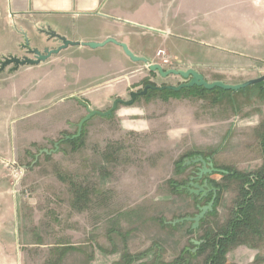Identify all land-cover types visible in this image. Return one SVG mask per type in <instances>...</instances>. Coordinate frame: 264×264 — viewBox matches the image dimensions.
Returning <instances> with one entry per match:
<instances>
[{"label": "rangeland", "instance_id": "374dc122", "mask_svg": "<svg viewBox=\"0 0 264 264\" xmlns=\"http://www.w3.org/2000/svg\"><path fill=\"white\" fill-rule=\"evenodd\" d=\"M240 2L242 41L235 51H228L237 62L205 69L209 79L218 74L225 83L238 84L264 75V0H227L229 15L236 12L230 7ZM0 20V59L26 55L20 47L22 33L17 37L12 32L20 28ZM29 29L31 47L43 51L61 43ZM228 29L235 32L234 25ZM158 50L164 53L158 55ZM150 61L164 69H179L163 48ZM132 66L136 74L131 89L100 109L77 95L79 99L62 105L50 104L42 114L30 107L31 115L0 121V195L13 196L17 202L21 264H170L180 256L184 264H206L207 252L194 257L185 252L195 248L190 239H198L202 229L189 233V221L173 228L167 223L194 215L196 204L206 199L198 202L185 190L190 171L199 164L183 166L184 161L198 152L210 157L218 169L253 172L262 165L264 82L237 91L214 88L204 94L149 89L129 107L118 104L108 117H90L74 138L76 143L65 140L76 134L86 104L105 111L115 98L128 100L130 91H140L147 84L186 81L179 75L163 77L145 63ZM25 110L20 108L18 113ZM141 121H146V127L133 129ZM56 142V151L39 154L54 149ZM209 177L223 185V191L217 213L206 219V225H222L234 206L239 183L223 179L219 172ZM251 245L231 248L227 262L264 264V230ZM245 247L256 255L248 263L240 261Z\"/></svg>", "mask_w": 264, "mask_h": 264}, {"label": "crops", "instance_id": "0c3cea01", "mask_svg": "<svg viewBox=\"0 0 264 264\" xmlns=\"http://www.w3.org/2000/svg\"><path fill=\"white\" fill-rule=\"evenodd\" d=\"M243 7L241 2L234 4L230 9L236 12L229 15L227 0H0V19L20 28L12 31L17 37L22 31L30 34L29 28L42 34V28H49L79 42L112 37L125 43L134 55L149 60L163 48L177 62L176 68L191 67L207 81L225 82L218 74L209 79L205 69L237 62L228 51H235L242 41L238 28L244 22ZM229 25L235 26L236 33ZM136 63L143 62L131 60L110 42L96 48L69 45L35 66L4 70L0 73V121H11L17 114L31 115L30 107L42 114L50 104L62 105L71 98L79 99L77 95L100 109L131 89L136 74L132 65ZM20 108L26 110L18 113ZM63 122H67L66 116ZM143 123L133 129L145 128L146 121ZM252 251L242 249L240 261L250 262L256 256ZM0 264H21L13 196L0 195Z\"/></svg>", "mask_w": 264, "mask_h": 264}, {"label": "water", "instance_id": "95a60500", "mask_svg": "<svg viewBox=\"0 0 264 264\" xmlns=\"http://www.w3.org/2000/svg\"><path fill=\"white\" fill-rule=\"evenodd\" d=\"M41 31L45 34H47L50 37L57 38L61 43L56 48H44L43 51L39 50L36 47H31L29 45V39L27 37V34L25 32H21L23 36V43L20 44L21 48H24L26 50V55H23L21 57L13 54H8L5 56H2L0 59V73L4 70L8 69L9 72L16 71L20 66L25 65H37L42 61L47 60L51 55L57 54L60 50L66 48L69 45H84L91 48L101 47L104 46L107 43H114L122 48L124 53L133 61H140L145 63L149 70L158 72L159 75L166 77L171 74L173 75H179L182 78H184L186 81L183 83H180L178 85H161V86H152L150 84H147L144 86V88L140 91H130L129 92V99L124 100L121 98H115L112 102V105L110 108H108L105 111H101L98 109H91L89 106H86L87 113L85 116H83L78 124H77V132L73 136H66L65 140L69 138H75L80 135V131L82 128V125L85 121H87L90 117L93 115H100L104 117H108L112 114V112L116 109L118 104L123 105H131L134 100L137 98V96H143L147 93L149 89H156L159 91L162 90H172V91H179L182 88H190L193 86L197 87H203L206 90H212L214 88H219L222 90H231V91H237L240 89H244L245 87L249 85H253L259 82H264V75L259 76L257 78H252L249 80H246L242 83L238 84H230L225 83L220 80L216 81H207L204 76L199 73L194 68H187L185 70L182 69H164L162 65L158 63H152L148 58L142 57V56H136L134 55L127 47V45L123 42L117 41L115 38L108 37L103 41L100 42H79V41H73L65 38L64 36H61L57 34L55 31L49 29V28H42ZM58 148V142L54 144V149L47 150L43 149L39 152L49 154L51 152L56 151ZM37 157V156H36ZM191 164H199L197 168L192 172V175L189 176V182L187 186H184L185 190L191 194L197 197L198 202H201L203 198H206L208 194H211V197L208 201H206L203 204H196L197 212L194 213L192 216H186L182 218H175L168 223L171 225H175L177 223H183L186 221L191 222L190 229L196 230L199 228L201 220L208 214L213 211L217 189L214 187H211L209 185V180L207 178L208 175L215 173V172H221L226 173L223 169H218L214 167V164L210 157H203L201 154L194 155L187 160L184 161L183 166L191 165ZM190 242L195 245L194 249H191L192 252H195L201 242L203 240H196L194 238L190 239Z\"/></svg>", "mask_w": 264, "mask_h": 264}, {"label": "trees", "instance_id": "16d2710c", "mask_svg": "<svg viewBox=\"0 0 264 264\" xmlns=\"http://www.w3.org/2000/svg\"><path fill=\"white\" fill-rule=\"evenodd\" d=\"M183 91L204 94L205 92L212 93L216 90L207 91L203 87L193 86L179 91L165 89L160 92L178 94ZM218 92L221 91L218 90ZM68 141L76 143L77 139L72 138L68 139ZM261 143L264 151V133L261 137ZM195 154L198 155L200 153L197 152ZM223 169L226 173L219 172L223 179L235 180L239 183L238 196L230 210L229 217L222 225H206V219L209 216L216 215V206L223 191V185L216 183L213 179H208L209 185L217 189L214 209L200 222L198 229H202L203 232L198 240H203V242L199 245L196 253L185 250L187 254L193 257L207 252L206 264H230L226 260L227 252L238 245H251L252 240L261 234V230H264V157L262 165L253 172L236 171L230 168ZM210 197L211 194H208L202 202L205 203ZM196 198L194 197L195 200ZM168 226L177 227V225L172 226L170 224ZM188 231L189 233L193 232L191 229ZM184 260L180 256L170 264H184Z\"/></svg>", "mask_w": 264, "mask_h": 264}, {"label": "flooded vegetation", "instance_id": "af4514ba", "mask_svg": "<svg viewBox=\"0 0 264 264\" xmlns=\"http://www.w3.org/2000/svg\"><path fill=\"white\" fill-rule=\"evenodd\" d=\"M45 34V33H44ZM46 35V37H47V41H50V40H52V39H55V40H58L57 38H53V37H50V36H48L47 34H45ZM23 50H24V53L26 54V50L23 48ZM85 106H88L87 104L85 105ZM197 168V166L195 167V169ZM194 169V170H195ZM194 170H191L190 171V175H192V172L194 171ZM190 175H188V181L186 182V184H188V182H189V176Z\"/></svg>", "mask_w": 264, "mask_h": 264}, {"label": "built area", "instance_id": "2783aa9c", "mask_svg": "<svg viewBox=\"0 0 264 264\" xmlns=\"http://www.w3.org/2000/svg\"><path fill=\"white\" fill-rule=\"evenodd\" d=\"M164 52L162 50H158L157 54L160 55V54H163ZM166 61V60H165Z\"/></svg>", "mask_w": 264, "mask_h": 264}]
</instances>
